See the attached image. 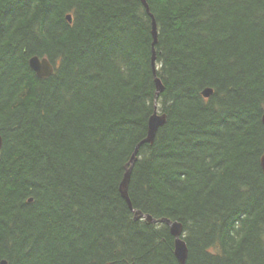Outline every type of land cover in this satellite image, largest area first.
Masks as SVG:
<instances>
[{
  "label": "trees",
  "instance_id": "obj_1",
  "mask_svg": "<svg viewBox=\"0 0 264 264\" xmlns=\"http://www.w3.org/2000/svg\"><path fill=\"white\" fill-rule=\"evenodd\" d=\"M147 2L0 0V264H181L120 191L156 111L134 209L187 264H264V0Z\"/></svg>",
  "mask_w": 264,
  "mask_h": 264
},
{
  "label": "water",
  "instance_id": "obj_2",
  "mask_svg": "<svg viewBox=\"0 0 264 264\" xmlns=\"http://www.w3.org/2000/svg\"><path fill=\"white\" fill-rule=\"evenodd\" d=\"M141 1H142L143 5L145 6L146 10L148 11V13L151 12V8H150L147 0H141ZM151 17L153 19L152 34H153V38H154L152 64H153V70H154V74H155L156 85H157L156 101H158L160 94L162 92H164V86H163L161 80H159L157 77V65H156L157 57H156L155 45L158 43V28H157L155 16H153L151 14ZM69 20L71 22H73L71 17H69ZM30 66L36 72L38 77H40V78H49L54 73L53 65L46 58L41 59L39 57H33L30 60ZM203 94H204L205 98H209L213 94V90L212 89H206L203 92ZM166 122H167V116L165 114H159L158 111H156L155 115L150 119L148 136L142 143H140L136 147L135 152H134L129 164L127 165L125 177H124L123 182L120 186V191H121V195H122L123 199L127 202L129 208L134 212L135 219L137 221L145 220L150 224H152V223H154V224H165L170 228L171 234L175 238V255L181 264H187L189 249H188L187 244L183 238V234H184L183 225L181 223H178V222H173L169 219H154L153 217L145 215L140 211H136L133 207V203H132V200H131L130 194H129V185L131 182V176H132V172H133L135 163L138 159L137 157L139 154V148L144 144H153L159 128L164 126L166 124ZM263 123H264V116H263ZM2 148H3V138L0 135V153L2 151ZM261 165H262V169L264 172V154L261 158ZM3 264H6V263H3Z\"/></svg>",
  "mask_w": 264,
  "mask_h": 264
},
{
  "label": "bare ground",
  "instance_id": "obj_3",
  "mask_svg": "<svg viewBox=\"0 0 264 264\" xmlns=\"http://www.w3.org/2000/svg\"><path fill=\"white\" fill-rule=\"evenodd\" d=\"M71 17V19L73 20V18H72V16H70ZM70 21V20H69Z\"/></svg>",
  "mask_w": 264,
  "mask_h": 264
}]
</instances>
